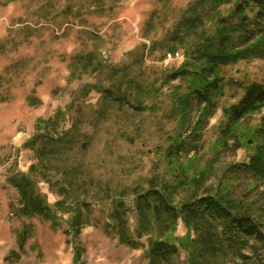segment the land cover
I'll use <instances>...</instances> for the list:
<instances>
[{"label": "rangeland", "instance_id": "374dc122", "mask_svg": "<svg viewBox=\"0 0 264 264\" xmlns=\"http://www.w3.org/2000/svg\"><path fill=\"white\" fill-rule=\"evenodd\" d=\"M192 1L0 0V264H148L155 239L188 264L197 232L136 203L158 186L173 204L207 194L240 203L264 232V183L228 170L256 153L264 108L227 121L244 88L264 80V58L202 72L189 44H172ZM176 51L183 60L165 64ZM216 79L208 114L194 91ZM20 176L45 216L23 213L28 197L10 182Z\"/></svg>", "mask_w": 264, "mask_h": 264}, {"label": "trees", "instance_id": "16d2710c", "mask_svg": "<svg viewBox=\"0 0 264 264\" xmlns=\"http://www.w3.org/2000/svg\"><path fill=\"white\" fill-rule=\"evenodd\" d=\"M227 2L228 0H193L183 11L172 32V44H189L190 56L202 65L201 71L208 75H213L220 66L264 58V0H238L226 16L214 17L220 6ZM211 16L214 18V26L211 31H207L206 22ZM178 75L179 73H175L172 77ZM218 90L219 83L216 79L194 91L196 98L207 104L208 114L213 111V98ZM263 108L264 80L252 82L244 88L239 100L228 108V125L233 126L247 115ZM255 132L259 139L256 153L248 163L235 165L228 170L247 173L263 184L264 114ZM55 148H50L48 152L53 151L57 155ZM10 182L21 188L28 197V209H23V213L47 214V206L40 205V198L32 193L31 179L20 176L11 178ZM137 197V205L151 209L156 221L174 224L181 219L186 226L197 232L193 250L188 255V264H212L217 259L232 264H246L249 260L257 259L264 264L262 226L247 209L241 211L240 203L225 202L218 196L207 194L173 204L159 186ZM120 231V235L125 236L123 229ZM246 250H250V254L245 253ZM177 257V246L167 239L151 241L147 250L148 264H175Z\"/></svg>", "mask_w": 264, "mask_h": 264}, {"label": "built area", "instance_id": "2783aa9c", "mask_svg": "<svg viewBox=\"0 0 264 264\" xmlns=\"http://www.w3.org/2000/svg\"><path fill=\"white\" fill-rule=\"evenodd\" d=\"M175 60H183V55L180 52H169L165 55L164 63L167 64L168 62L175 61Z\"/></svg>", "mask_w": 264, "mask_h": 264}]
</instances>
